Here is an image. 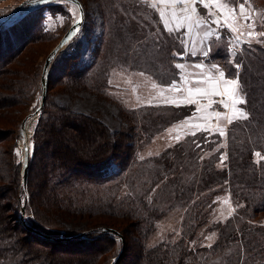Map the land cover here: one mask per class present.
I'll use <instances>...</instances> for the list:
<instances>
[{"label": "trees", "instance_id": "trees-1", "mask_svg": "<svg viewBox=\"0 0 264 264\" xmlns=\"http://www.w3.org/2000/svg\"><path fill=\"white\" fill-rule=\"evenodd\" d=\"M75 1L83 11L80 32L89 37L87 8L83 0ZM122 1L96 0L103 30L91 64L80 62V40L54 57L31 138L26 184L14 148L18 125L39 106L32 104L41 97L43 73L34 55L24 52L50 35L25 25L34 12L0 30V264H114L122 251L129 262L121 257L119 264H264V46L245 47L234 58L236 70L225 60L226 31L220 28L208 60L227 76L238 77L246 118L231 123L225 140L201 131L141 159V146L163 131L151 119L152 106L147 111L127 109L109 98L119 106L123 126L117 132L98 115L76 109L80 93L106 98L109 70L124 67L123 58L165 85L177 78L176 54L186 52L182 40L161 23L152 30L150 23L158 20L155 11ZM254 1L264 7V0ZM195 5L202 20L214 25L203 5ZM140 8L148 11L150 23L139 18L132 30L120 10L142 13ZM63 95L68 102L59 100ZM194 107L167 109L184 116ZM206 152L210 154L204 156ZM112 165L116 174H108ZM158 185L160 190L150 197ZM225 189L241 204L224 224L209 228L215 196ZM167 203L184 208L181 239L149 246L155 223L164 216L160 204ZM202 228L218 230L210 246L191 244Z\"/></svg>", "mask_w": 264, "mask_h": 264}, {"label": "rangeland", "instance_id": "rangeland-1", "mask_svg": "<svg viewBox=\"0 0 264 264\" xmlns=\"http://www.w3.org/2000/svg\"><path fill=\"white\" fill-rule=\"evenodd\" d=\"M30 0H0V21L7 16L13 14L18 10L15 14V17L20 20L21 18L25 17L27 14L34 12L27 20V26H32L34 30L40 29L42 32L50 35V38L43 39L44 41H34V43L29 47L27 51H25L24 55H28L32 53L34 55V62L35 64L39 65L40 69L43 70V66L47 56L50 52L54 49V47L59 43L63 35L66 31L72 26L75 25L80 21V12L79 7L71 2L70 0H55L50 2L48 6H40L39 8H31L28 4H26ZM84 4L87 8V18L85 19V23L87 24V29L90 30V36L87 37L83 34V31L80 32L81 26L77 28L68 38L66 45L64 46L63 50L66 49L68 44H73L76 42L81 43V51H80V62L84 65H89L94 60L95 50L98 46V39L102 35L103 30V21L102 16L97 6L96 0H83ZM126 0H123L124 2ZM137 2L140 6L143 5L151 9V13H157L158 20L152 21L150 23L149 19L147 18L146 14L148 11L146 10H137L141 11L133 14H128L123 10H120L119 15L124 17L128 23L130 28L136 29L139 25V18L141 20L146 21L147 23L151 24L152 30L154 29V25L158 23L165 26L163 24V20L161 19L160 10L158 6L151 2V0H133ZM205 3L208 4V9L211 11L212 18L215 19V16L218 17L219 12L225 10L229 15V23H224L221 18H217L219 21V28L225 29L226 31V42L228 47V58L226 62L232 66L234 65V58L242 52L245 47L253 46V45H263L264 46V35H259V33H264V7L262 4L257 3L254 0H242L238 1L236 4L233 0H218L217 3H211L209 0H205ZM244 3V13H240L239 5ZM227 4L228 7H224ZM59 5V6H56ZM42 7V8H41ZM229 9H234V11H230ZM38 10V11H36ZM36 11V12H35ZM155 11V12H154ZM247 17L248 23L252 24L250 28L248 23H245V18ZM17 20V21H18ZM165 20V15H164ZM216 20V19H215ZM16 21V22H17ZM228 24L232 28H224L222 25ZM9 27V26H8ZM7 26H4L0 30L6 29ZM165 28V27H164ZM217 28V27H215ZM156 29V27H155ZM178 28L172 29L174 31L173 35L177 36L182 40L184 39L183 31L177 30ZM180 29V28H179ZM32 30V29H31ZM156 31V30H155ZM169 31V30H166ZM169 31V32H171ZM220 36L218 30H216ZM178 32V33H177ZM252 32L253 35L249 36L248 33ZM33 34V31H30V35ZM174 36V37H175ZM87 37V38H86ZM30 37L28 38V40ZM149 46V44H144ZM184 45V43H183ZM67 51V49L65 50ZM61 52V51H60ZM59 52V53H60ZM58 53V54H59ZM57 54V55H58ZM179 55V56H178ZM181 54H176V57L179 60L174 62V66L176 68V64H183L184 67L182 69H177V78L175 80H180L181 74L182 76L186 74L187 66L181 57ZM183 56V55H181ZM137 60L136 56L134 57ZM54 59V58H53ZM51 61V64L53 62ZM122 63L126 61L125 66L119 67H111L108 73L109 76V88L106 90V98H99L95 94L91 92H83L78 95L76 98V109L79 112L86 113V114H94L98 115L102 121L111 129L113 132H117L121 129L123 124L119 118V106L112 103L110 99L117 101L123 107L127 109H138L142 111H147L144 109L145 107L152 106L153 114L151 115V119H154V123L158 121L161 123L159 126L163 128L161 133L155 135V137L150 140L148 143H145L141 146L139 150V157L141 159L148 158L151 156H155L160 154L166 148L173 146L174 144L180 142L186 136L195 134L197 132L204 131V128H210L211 130H205L208 132L209 135L213 136H220L221 139L225 140L228 132V128L231 123L237 118H244L240 116L238 113L233 111V107L229 109V116L236 117L231 121V123L227 124L226 129L223 131L224 135H220V131L216 130L217 128L213 127H201L197 128L191 125V119L195 116L196 107L192 109L191 114L182 116V111H172L168 110V107H174V109H180L189 105H193L194 103H187L186 98L190 95V89L196 87V83L189 82V84H185L184 82L178 83L179 91L176 89H172L168 86L172 84L165 85L162 80L156 78L154 75L146 72V70H135V66L129 63L127 58L120 59ZM124 60V61H123ZM33 61V59H32ZM141 63L144 64L145 61L140 60ZM208 63L209 60L207 59ZM223 62V61H222ZM202 63V62H201ZM50 64V66H51ZM207 64V63H206ZM208 65V66H207ZM204 66V69H200L203 71H210L211 79L207 76L201 75L200 81L203 80L208 83L210 86L211 84L216 82V73L218 71H225L221 69L220 65L217 68H212V63L207 64ZM143 65H141L142 68ZM239 66L234 65V69L238 70ZM191 72L194 69H189ZM195 71V70H194ZM216 73H215V72ZM50 72V67L48 69V73ZM213 73V75H212ZM226 74V73H225ZM187 76V75H186ZM185 76V77H186ZM226 77H229L226 75ZM233 79L238 80L239 88H238V95L244 103V97L242 92L240 91V82L237 76L231 77ZM208 86V87H210ZM163 93V95H161ZM191 96V95H190ZM192 97V96H191ZM108 98V99H107ZM61 102H68L69 97L68 95H63L59 97ZM40 98L37 99L33 104L32 107L39 105ZM203 104H211L214 107H218V103H214L213 100L207 99V101H203ZM235 105L236 109H242L243 112L246 114L243 104ZM232 105V103H231ZM233 106V105H232ZM184 109V108H183ZM34 113V111L32 112ZM39 115L34 116L30 119L24 129L21 127V124L18 125L19 130V142L17 147L14 148L16 153V157L19 162L22 163V151H23V143L24 140L26 144L29 146L30 155L32 151V143L31 138L33 136L37 120ZM141 124V123H140ZM184 125L187 128H178V125ZM194 127V128H192ZM197 129V130H195ZM22 131V133H21ZM23 141V142H22ZM224 144V141L222 142ZM222 144H218L214 149L217 150L221 147ZM210 153L206 152L204 156H208ZM222 156L226 157V154H222ZM227 157L223 160L219 166H225ZM256 159H259L256 156ZM220 166V167H221ZM222 168V167H221ZM117 167L110 166L108 168V174H116ZM160 185L155 187L149 194L150 197L158 192ZM230 190H223L220 194H218L215 200L216 204L211 211L210 219L208 222L209 228L216 225V224H224L225 221L233 216L236 212V209L240 206L239 198ZM236 198V199H235ZM235 199V200H234ZM161 209L164 210V216L155 223V230L152 236L148 241L149 246H154L162 241L168 240L171 243H176L179 239H181V230H182V221L184 216V208L180 206H174L173 203L167 204H160ZM203 229V228H202ZM204 230V231H203ZM201 230V234H197L191 244L210 246L213 244L218 237V230L213 229L211 231L205 230V228ZM203 233V234H202ZM204 237H201V236ZM203 238V239H202ZM125 243L123 244V246ZM122 262H129L128 258H125L123 255V251L121 253ZM121 257L119 261L121 260ZM119 261L117 264H119ZM125 264V263H124Z\"/></svg>", "mask_w": 264, "mask_h": 264}, {"label": "crops", "instance_id": "crops-1", "mask_svg": "<svg viewBox=\"0 0 264 264\" xmlns=\"http://www.w3.org/2000/svg\"><path fill=\"white\" fill-rule=\"evenodd\" d=\"M152 3L156 4L161 11L164 12L165 15V20L168 21V27L171 29L175 28H180V29H189L187 31V33L185 34V32H183L184 35V39H183V43H184V48L187 49V51L185 52V54H182L183 56L180 55V57L185 63V65L187 66V70H186V74H184L180 77L179 82H184L185 84H189V82H193L196 83V87L195 88H191L190 89V95L192 96V98L196 101V103H194V106L196 107V113L195 116L191 119V125L196 127L197 125H199L201 127H213V128H217L216 130L220 131L221 129L224 131L226 129L227 124H229L228 122V118H232L235 119L236 117L235 114H233V116H229V109L232 108L233 106L231 105L232 103V96H231V86H227L228 91H225V85L224 83L220 80L219 78V72L218 71L216 73V82L212 83L210 86L207 82L203 83L205 81L201 80V75L205 76L207 74V76L209 77L210 71H203L200 69H204L207 64H211L207 62V59H209V55H210V43L211 40L213 38H217L219 37V34L216 30L219 31V27L221 25H217V23H213L214 25H211L205 21L202 20V18L198 15L197 13V7L195 4L193 3H187L186 5H184V7L186 9H188L187 12L184 13V16L180 17L179 19L174 18L172 13L174 11H179V9L177 8V6L175 4H171L169 2H167V0H151ZM195 8L196 11L193 12L191 11L192 8ZM219 16L216 17L215 19L217 20V18H221L222 21H224V23H229V15L227 12H225V10H223L222 12L220 11ZM187 17H191V19H187ZM211 21L215 20L214 18H212L211 16ZM165 20L163 19V24L165 25ZM200 22L199 26H197V22ZM219 22V21H218ZM220 24V23H219ZM191 25V27H190ZM165 27V26H164ZM217 27V28H215ZM222 27L224 28H232L230 25L228 26V24L222 25ZM165 30H167L165 28ZM206 32H211L212 35L211 36H205ZM220 33V32H219ZM186 37V38H185ZM195 53V54H193ZM187 56H190L191 59L188 60ZM202 62V67L201 68H197L195 65L196 64H200ZM207 63V64H206ZM215 64V63H212ZM208 66V65H207ZM218 66V65H217ZM194 69L192 72L189 69ZM187 75V76H186ZM213 75V73H212ZM186 76V77H185ZM236 79V78H235ZM237 80V79H236ZM210 86V87H208ZM196 88H201L204 90H207L208 94L207 95H201L197 92H195ZM218 90L220 95H215L213 94V90ZM207 99H211L214 101V103H218V107H214L211 104H203V101H207ZM224 99L226 103L229 104V107L227 109H225L224 107H222V105L220 104V100ZM216 112H220L221 115L219 117H217L215 115ZM187 128L186 126L184 127V125L179 124L178 128ZM192 127V128H194ZM198 128V127H197ZM197 130V129H195ZM204 130H211L210 128H204L202 129Z\"/></svg>", "mask_w": 264, "mask_h": 264}, {"label": "snow or ice", "instance_id": "snow-or-ice-1", "mask_svg": "<svg viewBox=\"0 0 264 264\" xmlns=\"http://www.w3.org/2000/svg\"><path fill=\"white\" fill-rule=\"evenodd\" d=\"M167 2H169L171 4H175L177 6V8L179 9V11H174L172 13L173 17L174 18H177V19H179L180 17L184 16V13L188 11V9H186L184 7V5H186L187 3H193V4L200 3L205 8L206 14H208V15H211L212 14L211 11H208V4L205 3V0H167ZM209 2H211V3H217L218 0H209ZM245 2H246V0H245ZM224 7L227 8L228 5L225 4ZM239 8H240V13L243 14L244 13V3H241L239 5ZM229 10L230 11H234V9H229ZM191 11L195 12L196 9L193 7L191 9ZM160 15H161V19L163 20L164 19V12L161 11L160 12ZM187 19L190 20L191 17H187ZM212 22L213 23H217V25L219 26L218 20H213ZM245 23H248L247 17L245 18ZM199 24H200V22L198 21L197 22V26H199ZM248 26L251 28L252 27V24L251 23H248ZM190 27H191V25H190ZM165 28L167 30H169V31L172 30L171 28L168 27V21H166V20H165ZM177 30L183 31L186 34L189 29H177ZM211 35H212L211 32H206L205 33V36H211ZM248 35L249 36H252L253 33L252 32H249ZM259 35H264V33H259ZM185 51H187V49H185ZM193 54H195V53H193ZM195 66L197 68H201L203 65H202V63H200V64H196ZM183 67H184L183 64H179V63L176 64V68L177 69H182ZM211 67L212 68H217V65L212 64ZM211 78H212L211 77V74H209V79H211ZM219 78L224 83V85L226 86L225 87V91H228L227 86H229V85L231 86V89H232L231 96H232L233 111L236 112V113H238L240 116H243L244 118H246V114L243 112L242 109H236L235 108V105L244 103V101L241 98H239V95H238V91H237L238 88H239L238 80L233 79L231 77H226V74L223 71H220L219 72ZM178 83H179L178 80H174L172 82V84L170 86H168V87H170L172 89H176L177 91H179ZM195 92H197V93H199L201 95H207L208 94L207 90H204V89H201V88H196L195 89ZM213 94L220 95L219 91L218 90H215V89L213 90ZM161 95H163V93H161ZM186 102L189 103V104L190 103H196V101L190 95L186 98ZM219 102L222 105V107H224L225 109H227L229 107V104L226 103L224 99H221ZM215 115L217 117H219L221 115V113L220 112H216ZM231 121H232V118H228V122L231 123ZM196 127H200V126L197 125ZM220 135H224V132H223L222 129L220 130ZM255 155L259 157L261 154H260V152H256ZM225 158L226 157H224V156L221 157V163H223V160Z\"/></svg>", "mask_w": 264, "mask_h": 264}, {"label": "water", "instance_id": "water-1", "mask_svg": "<svg viewBox=\"0 0 264 264\" xmlns=\"http://www.w3.org/2000/svg\"><path fill=\"white\" fill-rule=\"evenodd\" d=\"M55 0H30L28 1L26 4L29 5V7L31 8H39L40 6H44L49 4L50 2H53ZM71 2L75 3L78 7H79V12H80V21L78 23H76L75 25H72L67 31L66 33L63 35V37L61 38V40L59 41V43L54 47V49L50 52V54L47 56L44 66H43V77L41 79V97H40V102H39V106L38 108L34 111V113H31L30 115H28L24 121L21 124V127L24 129L26 123L32 119L34 116L40 115L43 105L45 103L46 100V95H47V84H48V69L50 67L51 61L52 59L60 52L63 50L64 46L67 43V40L69 38V36L77 30L78 27H80L82 25V19H83V11L79 5V3H77L75 0H70ZM18 12V10L16 12H14L13 14L7 16L6 18L2 19L0 21V29L3 28L4 26H10L12 24H14L18 18L15 17V14ZM22 133V131H21ZM23 142V141H22ZM29 161H30V149L29 146L26 144L25 140L23 143V151H22V167H23V183L26 184L27 182V177H28V169H29ZM25 214V209L24 207H22V215ZM34 233H36L37 235L42 236V234L40 232H38L35 229H31ZM114 234H118L115 231H111ZM64 238H60L59 240H63ZM121 257V254L117 257V259L115 260L114 264H117L119 259Z\"/></svg>", "mask_w": 264, "mask_h": 264}]
</instances>
